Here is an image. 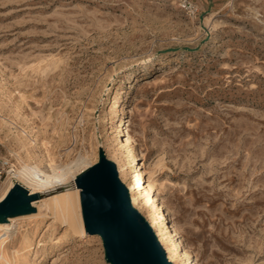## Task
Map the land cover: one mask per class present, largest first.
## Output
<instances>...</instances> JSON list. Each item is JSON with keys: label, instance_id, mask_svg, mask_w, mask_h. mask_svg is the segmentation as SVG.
Here are the masks:
<instances>
[{"label": "rangeland", "instance_id": "obj_1", "mask_svg": "<svg viewBox=\"0 0 264 264\" xmlns=\"http://www.w3.org/2000/svg\"><path fill=\"white\" fill-rule=\"evenodd\" d=\"M191 1L0 0V160L18 168V134L30 165H94L101 148L117 169L125 122L123 165L137 153L155 182L167 245L175 225L191 264H264V0ZM48 216L17 220L6 248L35 233L33 264H106L98 236Z\"/></svg>", "mask_w": 264, "mask_h": 264}, {"label": "bare ground", "instance_id": "obj_2", "mask_svg": "<svg viewBox=\"0 0 264 264\" xmlns=\"http://www.w3.org/2000/svg\"><path fill=\"white\" fill-rule=\"evenodd\" d=\"M115 139L117 148L113 151V157L116 160L117 174L122 182L123 178L128 179L126 187L129 191L131 205L139 212L143 210L141 212L142 215L143 212H145L143 216L153 229L169 263L175 264V261H185L186 264H191L187 253L183 251L180 242V234L176 226L172 225L167 232L168 238L171 241L169 247L166 240L160 234V229L157 227L150 211L147 209H154L156 207V209L160 210L162 217L166 220L161 204H157V200L155 199L156 184L153 179H146L143 177V172H140V168L138 167L139 156L136 155L137 153H132V164L130 167L123 165L124 155L133 150V140L127 132L125 122L117 125L116 135L114 136V140ZM12 146L16 148L13 152V156L17 160L19 166L17 169L13 170V173L10 175L16 180V184H19L28 192L29 197L35 195L39 196L54 191L56 192V190L63 186L66 187V189L60 190L55 195L47 197L44 200L32 201L31 207L36 209L34 213L7 218L4 221L5 223L2 222V219L0 218V260L5 264H33L37 256L36 253L33 254V244L36 238L35 233H32L33 231L31 232L32 234L24 238L21 235L23 239L19 241L18 248L12 251H9L6 248V243L13 236L22 234L23 232V226L18 223L17 220L26 219V225H28L29 228L30 225L32 226L42 223L43 220L50 215V219L58 222L61 227H67V229L68 227H71L72 223L75 221L78 224V232L73 235L74 238L79 240L86 239L89 235L85 232L81 224V218L79 215V190L75 187L74 179L76 175L92 165L89 164L84 157L79 156L73 162H70L65 166H55L52 160L42 154L46 165L41 168L39 163H36L35 165L28 164L31 159V153L28 152L23 137L18 134L13 135ZM133 174L136 176L135 179H133ZM12 186L9 182L4 185L2 184L0 187V202L5 198ZM68 186H70V188H67ZM59 239L60 238L54 242L52 238H48L43 247L45 248L50 244L57 243Z\"/></svg>", "mask_w": 264, "mask_h": 264}, {"label": "water", "instance_id": "obj_3", "mask_svg": "<svg viewBox=\"0 0 264 264\" xmlns=\"http://www.w3.org/2000/svg\"><path fill=\"white\" fill-rule=\"evenodd\" d=\"M74 184L79 190L83 229L99 237L106 264H171L148 222L132 207L128 188L101 148L97 162L78 174ZM38 197H29L14 184L0 202L2 222L34 213L31 202Z\"/></svg>", "mask_w": 264, "mask_h": 264}, {"label": "built area", "instance_id": "obj_4", "mask_svg": "<svg viewBox=\"0 0 264 264\" xmlns=\"http://www.w3.org/2000/svg\"><path fill=\"white\" fill-rule=\"evenodd\" d=\"M180 6L182 9L186 10L187 12L194 13L195 12V6L191 0H181ZM13 171L12 165L6 161L1 159L0 160V181L7 176L11 177V173Z\"/></svg>", "mask_w": 264, "mask_h": 264}]
</instances>
